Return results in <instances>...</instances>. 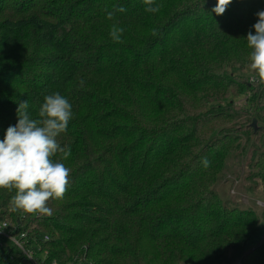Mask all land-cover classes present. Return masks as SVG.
Listing matches in <instances>:
<instances>
[{"label": "trees", "instance_id": "16d2710c", "mask_svg": "<svg viewBox=\"0 0 264 264\" xmlns=\"http://www.w3.org/2000/svg\"><path fill=\"white\" fill-rule=\"evenodd\" d=\"M155 4L0 0V140L20 101L36 118L59 92L74 112L57 137L70 187L52 215L13 212L0 189V222L31 252L0 236V264H264V208L216 190L230 160L264 190V82L246 41L264 0L219 16L216 0Z\"/></svg>", "mask_w": 264, "mask_h": 264}, {"label": "clouds", "instance_id": "9594fccd", "mask_svg": "<svg viewBox=\"0 0 264 264\" xmlns=\"http://www.w3.org/2000/svg\"><path fill=\"white\" fill-rule=\"evenodd\" d=\"M145 11L157 13L160 5L155 0H143ZM232 0H216L212 9L216 15L225 13ZM126 9L118 7L115 11ZM115 12H108L111 19ZM258 19L246 36L250 49L249 67L254 70L264 82V10L255 14ZM125 29L113 24L109 36L114 42L122 43ZM153 30V35H156ZM80 86L84 85L81 80ZM28 101H20L17 107V123L10 125L0 140V189L12 192L10 199L13 212L43 213L52 215V209L47 206L50 198L63 199L70 187L71 169L62 160L71 155L70 146H61L57 137L66 133L69 122L74 118L70 101L53 92L43 97L38 115L33 118L28 112ZM59 155V159L57 156ZM207 168L210 161L207 157L201 160Z\"/></svg>", "mask_w": 264, "mask_h": 264}, {"label": "rangeland", "instance_id": "374dc122", "mask_svg": "<svg viewBox=\"0 0 264 264\" xmlns=\"http://www.w3.org/2000/svg\"><path fill=\"white\" fill-rule=\"evenodd\" d=\"M242 101L238 100L239 105ZM240 153V152H239ZM228 171L226 176L219 182L216 187L217 192L225 200L239 205L240 208H251L257 214H260L264 208V190L259 185L249 189L253 183H257L258 180L244 179L246 173H248V166L245 162L230 160L227 162ZM8 239V238H6ZM9 240V239H8ZM10 241V240H9ZM25 256H29L31 252H23Z\"/></svg>", "mask_w": 264, "mask_h": 264}, {"label": "built area", "instance_id": "2783aa9c", "mask_svg": "<svg viewBox=\"0 0 264 264\" xmlns=\"http://www.w3.org/2000/svg\"><path fill=\"white\" fill-rule=\"evenodd\" d=\"M9 226H12V229H14V226L11 225V223H9L5 220H2L0 222V236H2L4 238H8L14 245H16L19 249H21L22 252L25 253L26 251H28L24 247V241H23V237L25 236L24 233L21 232L19 234V236H16L15 234L12 233V230L9 229ZM28 252H30V251H28ZM53 264H55V263H53ZM233 264H241V262L239 260H237Z\"/></svg>", "mask_w": 264, "mask_h": 264}]
</instances>
